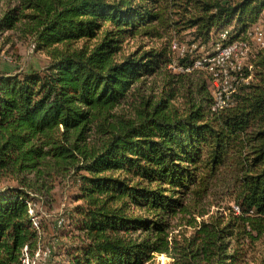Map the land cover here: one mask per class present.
I'll return each mask as SVG.
<instances>
[{"label": "trees", "instance_id": "obj_1", "mask_svg": "<svg viewBox=\"0 0 264 264\" xmlns=\"http://www.w3.org/2000/svg\"><path fill=\"white\" fill-rule=\"evenodd\" d=\"M263 11L264 0H0L3 44L30 39L47 57L0 71V264L34 254L38 203L53 210L57 186L73 203L57 225L61 264H264V47L215 109L213 77L188 52L169 55L186 31L189 48L244 41ZM137 36L148 44L128 51ZM219 186L233 205L216 204Z\"/></svg>", "mask_w": 264, "mask_h": 264}, {"label": "rangeland", "instance_id": "obj_2", "mask_svg": "<svg viewBox=\"0 0 264 264\" xmlns=\"http://www.w3.org/2000/svg\"><path fill=\"white\" fill-rule=\"evenodd\" d=\"M232 27V25H229L228 28ZM184 34L185 39H183V41L174 42L171 46L169 55L176 60L178 57H183L187 52L191 54V57L195 58V70L203 75L206 74L208 79L209 77H213L207 81V89L209 95L220 104L219 101H222V93H225L226 97H229L230 92L234 88L233 83L236 80L235 72H238L241 68L250 64V61L256 52L264 47V11L261 18L250 27L248 37L246 38L247 40L245 39L244 41L234 42L228 47L232 45H236V47L232 46V48L225 51H223L224 48L220 49V44L216 45L215 43L213 44V42H210L207 46H202L199 49L196 48L195 44L189 48L187 41L191 40V35L188 31L184 32ZM4 37L5 36H2L0 38V71L7 70L17 72L27 70L31 67L41 69L47 64L46 55L42 52L35 51L34 44L30 39H22L14 36L3 44ZM222 37H225L224 33L222 34ZM213 39H215V37H213ZM140 43L146 45L148 44V41L139 36L129 38L125 41V48L128 51H131ZM147 47L148 46H146V48ZM213 53L217 54L216 56L211 57ZM204 62L209 63V65L204 64ZM171 67L173 72H186V70H182V68L176 64L171 65ZM196 76L197 75H195V77ZM157 79L153 78L150 81L151 83L154 81V84L156 85L154 86V92L156 93V96H159L161 89L159 79ZM150 91V84H145L144 90L141 94L147 96ZM133 102L134 96L131 97L128 102L123 104L122 111L124 113H130ZM173 103L181 108L186 105L185 99L180 96L174 99ZM216 105L217 103L213 106L214 109L219 107ZM53 193L56 199L53 210H49L48 207L41 205V202L38 203L37 206L39 214L35 218L36 223L41 220L43 222V227H41L39 231L41 239L38 248L32 256L29 255L27 247L23 250V257H32V260H30V262H32L31 264H61L60 261L62 260V257L54 256L52 251L57 247V241L58 243H61L69 240L68 237L60 238V236H58L59 227L57 225L64 224L65 219H67L65 216L66 211L73 207V203H71L70 200L71 190L67 191L64 187L57 186L53 190ZM229 193L230 191L227 190V188L219 186L218 196L214 200L216 204L221 203V206L233 205L232 202L227 203L230 197ZM67 227L70 228L69 226ZM156 260L157 263L166 264L169 259L166 255L161 254L157 256Z\"/></svg>", "mask_w": 264, "mask_h": 264}, {"label": "built area", "instance_id": "obj_3", "mask_svg": "<svg viewBox=\"0 0 264 264\" xmlns=\"http://www.w3.org/2000/svg\"><path fill=\"white\" fill-rule=\"evenodd\" d=\"M258 39H260V38H258ZM233 47H236V45H232ZM232 46H230V47H226V48H224L223 49V51H225V50H227V49H230V48H232ZM232 50V49H231ZM227 52H229V51H227ZM231 52V51H230ZM220 102V104H218V102H217V105L216 106H222V103H223V100L221 101H219ZM236 209H238V207H235ZM239 210V209H238ZM30 260H32V258H30V257H23L22 258V261H23V263L24 264H29V262H30ZM32 262H30V264H31Z\"/></svg>", "mask_w": 264, "mask_h": 264}, {"label": "bare ground", "instance_id": "obj_4", "mask_svg": "<svg viewBox=\"0 0 264 264\" xmlns=\"http://www.w3.org/2000/svg\"><path fill=\"white\" fill-rule=\"evenodd\" d=\"M238 210V209H237ZM28 253V252H27Z\"/></svg>", "mask_w": 264, "mask_h": 264}]
</instances>
